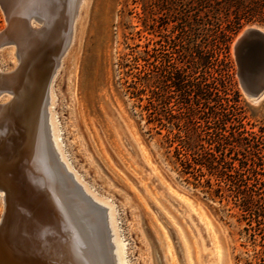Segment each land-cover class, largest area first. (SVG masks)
<instances>
[{"label": "rangeland", "instance_id": "374dc122", "mask_svg": "<svg viewBox=\"0 0 264 264\" xmlns=\"http://www.w3.org/2000/svg\"><path fill=\"white\" fill-rule=\"evenodd\" d=\"M153 1L85 0L81 6L79 30L56 68L55 101L49 107L61 158L78 170L87 193L115 205L111 239L118 264H254V247L240 234L245 222L237 221V209L231 201L204 196L190 174H180L172 152L166 155L161 147L165 130L159 135L140 119L134 98L120 83L117 56L132 42L122 33L145 42L135 31L141 28L142 6L148 11ZM156 19L162 23L157 34H167L172 22L163 12ZM3 24L0 10V28ZM249 26L264 29L245 23L232 35L230 81L240 94L244 122L257 129L264 126V96L256 103L247 99L234 52L236 37ZM14 63L8 53L1 65L8 69Z\"/></svg>", "mask_w": 264, "mask_h": 264}, {"label": "trees", "instance_id": "16d2710c", "mask_svg": "<svg viewBox=\"0 0 264 264\" xmlns=\"http://www.w3.org/2000/svg\"><path fill=\"white\" fill-rule=\"evenodd\" d=\"M160 12L172 22L167 34H157ZM142 13L135 32L145 42L122 33L132 42L117 56L120 83L140 119L165 130L161 147L180 174L204 196L231 201L254 264H264V126L244 122L228 54L243 24L264 25V0H154Z\"/></svg>", "mask_w": 264, "mask_h": 264}, {"label": "bare ground", "instance_id": "6f19581e", "mask_svg": "<svg viewBox=\"0 0 264 264\" xmlns=\"http://www.w3.org/2000/svg\"><path fill=\"white\" fill-rule=\"evenodd\" d=\"M84 2L0 0V30L7 23L0 32V95H9L0 98V264L120 261L111 230L115 205L87 193L78 170L61 158L50 119L56 68L74 43ZM8 53L15 63L5 69ZM96 204L105 208L112 257Z\"/></svg>", "mask_w": 264, "mask_h": 264}, {"label": "water", "instance_id": "95a60500", "mask_svg": "<svg viewBox=\"0 0 264 264\" xmlns=\"http://www.w3.org/2000/svg\"><path fill=\"white\" fill-rule=\"evenodd\" d=\"M37 23H39V26L42 25L41 20H38ZM6 27L7 23L5 22V26L0 32L5 30ZM234 52L239 65L238 74L244 93L249 101L256 103L264 96V31L253 27L243 29L235 39ZM45 129L48 131L46 123ZM96 208L102 212L100 221L102 225L104 224L103 229L108 253L112 257L110 234L107 232V226L105 225V208L100 204H96ZM112 263L113 258L110 259V264Z\"/></svg>", "mask_w": 264, "mask_h": 264}]
</instances>
